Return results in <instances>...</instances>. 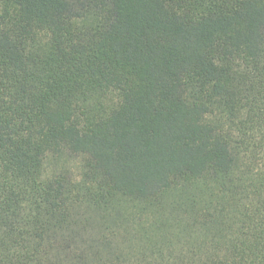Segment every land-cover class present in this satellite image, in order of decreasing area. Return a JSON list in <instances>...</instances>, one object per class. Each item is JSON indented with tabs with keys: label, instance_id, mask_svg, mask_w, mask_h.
Masks as SVG:
<instances>
[{
	"label": "trees",
	"instance_id": "trees-1",
	"mask_svg": "<svg viewBox=\"0 0 264 264\" xmlns=\"http://www.w3.org/2000/svg\"><path fill=\"white\" fill-rule=\"evenodd\" d=\"M0 264H264V0H0Z\"/></svg>",
	"mask_w": 264,
	"mask_h": 264
}]
</instances>
